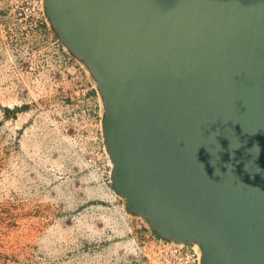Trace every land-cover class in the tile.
I'll list each match as a JSON object with an SVG mask.
<instances>
[{"label":"water","instance_id":"water-1","mask_svg":"<svg viewBox=\"0 0 264 264\" xmlns=\"http://www.w3.org/2000/svg\"><path fill=\"white\" fill-rule=\"evenodd\" d=\"M43 4L102 96L127 210L201 264H264V0Z\"/></svg>","mask_w":264,"mask_h":264},{"label":"rangeland","instance_id":"rangeland-1","mask_svg":"<svg viewBox=\"0 0 264 264\" xmlns=\"http://www.w3.org/2000/svg\"><path fill=\"white\" fill-rule=\"evenodd\" d=\"M45 19L26 40L0 2V264H154L159 237L111 186L102 96Z\"/></svg>","mask_w":264,"mask_h":264},{"label":"built area","instance_id":"built-area-1","mask_svg":"<svg viewBox=\"0 0 264 264\" xmlns=\"http://www.w3.org/2000/svg\"><path fill=\"white\" fill-rule=\"evenodd\" d=\"M4 3L13 19L24 22V27H13V32L23 31L24 38L34 34V29L38 31L46 30L43 0H0ZM47 25V24H46ZM48 46L53 53L60 50L64 55V48L59 40L49 38ZM52 51H49L52 53ZM20 58L13 55V63L20 62ZM153 263L154 264H201V252L196 244L175 243L158 238L155 240Z\"/></svg>","mask_w":264,"mask_h":264},{"label":"clouds","instance_id":"clouds-1","mask_svg":"<svg viewBox=\"0 0 264 264\" xmlns=\"http://www.w3.org/2000/svg\"><path fill=\"white\" fill-rule=\"evenodd\" d=\"M258 147V146H257Z\"/></svg>","mask_w":264,"mask_h":264}]
</instances>
